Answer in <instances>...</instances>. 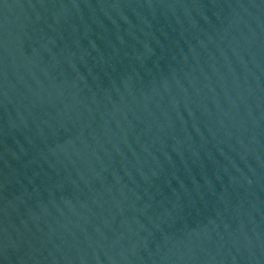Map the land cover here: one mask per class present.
Listing matches in <instances>:
<instances>
[{
  "label": "water",
  "instance_id": "1",
  "mask_svg": "<svg viewBox=\"0 0 264 264\" xmlns=\"http://www.w3.org/2000/svg\"><path fill=\"white\" fill-rule=\"evenodd\" d=\"M0 264H264V0H0Z\"/></svg>",
  "mask_w": 264,
  "mask_h": 264
}]
</instances>
